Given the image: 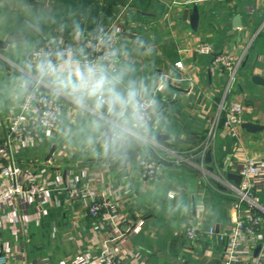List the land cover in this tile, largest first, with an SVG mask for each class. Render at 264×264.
I'll return each instance as SVG.
<instances>
[{"label": "crops", "instance_id": "crops-1", "mask_svg": "<svg viewBox=\"0 0 264 264\" xmlns=\"http://www.w3.org/2000/svg\"><path fill=\"white\" fill-rule=\"evenodd\" d=\"M192 1L71 0L106 24L125 28L130 39L140 38L152 46L145 63L169 75V93L161 102L170 124L159 134L155 148L148 153L136 151L123 165L61 149L42 133L38 141L14 143L13 159L28 176L46 185L49 194L46 202H33L26 212L20 209L19 223H12L13 211L2 213L8 219L0 230V251L10 252L11 264H64L79 256L95 258L105 249L121 256L123 264L221 263L223 242L206 236L190 242L184 229L193 226L205 231L214 226L223 231L230 227L237 218L230 186L237 185L227 176L238 175L248 160L264 159V84L253 80L254 76L264 78V2ZM10 2L19 6L24 0ZM237 17L239 23H235ZM18 23V17L0 11V41H9ZM201 45L211 46L213 54L199 52ZM222 54L238 65L232 80L215 63ZM179 62L183 68L176 66ZM232 102L247 108L243 124L263 129L252 133L242 124L230 134L220 126L207 148L210 122L222 103ZM18 111L0 105V144ZM54 147L59 159L48 160ZM141 158L157 162L154 179L143 175ZM70 188L95 190L116 201L131 222L144 223L142 231L129 234L125 226L113 228L104 220L87 217L85 204L69 199ZM181 189L188 207L177 213L168 194ZM253 194L264 208V185ZM14 255L23 256L24 261L15 262Z\"/></svg>", "mask_w": 264, "mask_h": 264}, {"label": "clouds", "instance_id": "clouds-1", "mask_svg": "<svg viewBox=\"0 0 264 264\" xmlns=\"http://www.w3.org/2000/svg\"><path fill=\"white\" fill-rule=\"evenodd\" d=\"M0 11L19 19L0 50V105L27 110L50 144L102 161L123 165L157 146L169 75L145 63L150 44L71 0H0ZM182 191L168 194L177 213L188 207Z\"/></svg>", "mask_w": 264, "mask_h": 264}, {"label": "built area", "instance_id": "built-area-1", "mask_svg": "<svg viewBox=\"0 0 264 264\" xmlns=\"http://www.w3.org/2000/svg\"><path fill=\"white\" fill-rule=\"evenodd\" d=\"M212 1L229 0H194L193 4H203ZM235 1V0H230ZM264 2V0H258ZM115 26V25H114ZM122 33L125 28L117 27ZM199 52L213 54L209 45H201ZM215 63H220L234 78L238 65H235L230 56L222 54L215 58ZM239 64V63H238ZM178 68H183L181 62ZM247 108L238 102L229 105L222 103L217 111L216 118L210 123V130L206 141V147L214 140L217 129L222 126L230 134H235L236 129L243 124L242 115ZM34 117L27 110H19L11 118L8 135L4 143L0 144V230L7 224V217L2 214L5 210L13 211V222L19 223L18 211L24 212L31 208L33 202L42 204L46 202L49 188L28 176L21 165L16 162L11 153L14 143L29 144L38 141L41 132L33 127ZM143 175L154 179L158 173V164L149 158H141L139 161ZM238 175L242 182L237 186H230L235 194L234 209L237 214L233 224L223 231H217L212 226L205 231L190 226L185 227L184 236L190 242H197L206 236L211 240L223 242L224 248L220 264H264V208L254 198L253 190L264 185V159L248 160L239 168ZM69 199L82 201L86 206V216L94 220H104L110 227L125 226L129 234H138L142 231L143 222L133 223L120 211L114 200H109L95 190L70 188ZM258 253L254 255L255 250ZM15 262L24 261L23 256H12ZM0 264H11L10 252L7 249L0 251ZM64 264H123V258L111 249H105L95 258L79 256Z\"/></svg>", "mask_w": 264, "mask_h": 264}, {"label": "water", "instance_id": "water-1", "mask_svg": "<svg viewBox=\"0 0 264 264\" xmlns=\"http://www.w3.org/2000/svg\"><path fill=\"white\" fill-rule=\"evenodd\" d=\"M235 23H239V17L235 18ZM7 43H8V41L7 42L0 41V47L5 48ZM253 80H254V82L256 84H259V85L264 84V78H262L260 76H254ZM242 127L247 129L249 132H252V133H256V132H258V131L263 129L262 126H259V125H256V124H251V123H245V124H243ZM55 150H56V148L54 147L53 150L50 152L48 158H47L48 160H50L51 158L52 159H59L54 154ZM207 161L208 162L211 161V151H209L208 154H207ZM209 170L213 171L214 169L212 167H210ZM227 177H228L229 180L234 181V183L236 185H240L241 182H242V177L239 176V175L229 174ZM216 184L219 185L220 187H222L221 184H219V183H216ZM222 188L225 189L224 187H222ZM257 253H258V250L256 251V254Z\"/></svg>", "mask_w": 264, "mask_h": 264}]
</instances>
